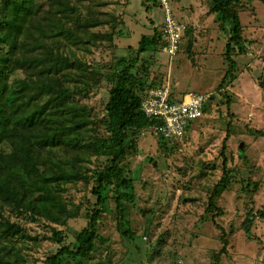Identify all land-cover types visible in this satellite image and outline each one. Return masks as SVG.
I'll return each mask as SVG.
<instances>
[{
  "label": "rangeland",
  "instance_id": "1",
  "mask_svg": "<svg viewBox=\"0 0 264 264\" xmlns=\"http://www.w3.org/2000/svg\"><path fill=\"white\" fill-rule=\"evenodd\" d=\"M107 1L109 4L101 3L99 9L118 22L94 29L101 41L82 59L91 73V88L85 96L77 97L87 106L100 133L99 120L112 87L107 77L110 61L114 56L136 55L142 37L161 31L165 20L161 0ZM168 3L176 21L189 27V34L174 57L157 50L141 55L151 64L146 77L155 85L153 89L169 87L177 97L189 93L205 96L208 111L191 123L183 140L164 145L151 130L136 139L138 152L124 164L134 181V201L128 203L133 237L118 231L115 204L110 200L93 249L77 260L64 257L63 264H264V218L258 216L264 212V1L244 0L240 8L244 38L251 45L236 57L237 79L231 85L227 81L223 89L219 87L228 71L224 54L232 24H223L212 13V0ZM36 15L41 19L49 16L47 0H39ZM225 141V155L235 175L215 200V207L222 211L218 214L207 208L223 176ZM12 142L13 138L8 139L6 148ZM94 161L93 168L103 162ZM250 182L258 187L245 193L243 188ZM91 188L83 183L68 186L65 197L79 215L65 226L20 219L38 238L20 240L29 264H47L62 246L75 247L77 234L87 226L85 212L96 200ZM248 213L258 217L249 231L245 228ZM53 229L62 231L63 244L51 240ZM223 238L227 241L225 254L217 259Z\"/></svg>",
  "mask_w": 264,
  "mask_h": 264
},
{
  "label": "trees",
  "instance_id": "2",
  "mask_svg": "<svg viewBox=\"0 0 264 264\" xmlns=\"http://www.w3.org/2000/svg\"><path fill=\"white\" fill-rule=\"evenodd\" d=\"M212 1V13L223 24H232L224 54L228 71L219 87L223 89L227 81L231 85L237 79L236 57L245 54L251 41L244 38L240 20L244 0ZM38 2L0 0V264H29L20 240L38 238L20 219L65 226L79 215L65 197L68 186L79 183L92 185L96 199L85 212L87 226L77 234L75 247L62 246L47 264H63L64 257L77 260L93 249L95 240L100 239L98 225L110 200L115 204L118 231L133 237L128 203L134 201V181L124 164L138 152L136 139L155 125L142 110L155 85L146 77L151 64L141 55L163 51V29L143 36L136 55L114 56L110 61L107 77L112 87L99 120L103 128L100 133L87 106L77 99L91 88V73L82 59L101 41L94 29L113 27L118 20L99 9L101 3L109 4L107 0H47L49 16L45 19L36 15ZM188 34L185 25L183 38ZM228 128L229 132L230 124ZM10 138L13 142L6 148ZM159 140L164 145L170 141ZM226 146L225 141L221 152L223 176L207 208L218 214L222 211L215 207V200L229 188L235 175L228 165ZM94 159L103 162L93 168ZM257 187L258 183L250 182L243 190L251 193ZM258 216L264 218V212ZM256 218L248 213V231ZM50 238L59 244L65 242L62 231L56 229ZM223 240L217 259L225 254L227 241Z\"/></svg>",
  "mask_w": 264,
  "mask_h": 264
},
{
  "label": "built area",
  "instance_id": "3",
  "mask_svg": "<svg viewBox=\"0 0 264 264\" xmlns=\"http://www.w3.org/2000/svg\"><path fill=\"white\" fill-rule=\"evenodd\" d=\"M161 2L165 9L163 52L174 57L179 52L185 25L176 21L168 0ZM207 101L205 96L194 93L173 96L169 87H161L151 90L142 104V110L147 118L155 121L150 130L157 136L170 141L183 140L191 123L205 115Z\"/></svg>",
  "mask_w": 264,
  "mask_h": 264
},
{
  "label": "water",
  "instance_id": "4",
  "mask_svg": "<svg viewBox=\"0 0 264 264\" xmlns=\"http://www.w3.org/2000/svg\"><path fill=\"white\" fill-rule=\"evenodd\" d=\"M242 148V147H241Z\"/></svg>",
  "mask_w": 264,
  "mask_h": 264
}]
</instances>
